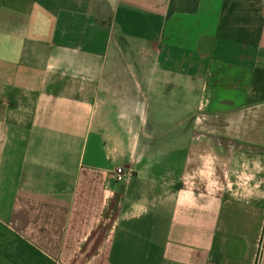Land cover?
Returning <instances> with one entry per match:
<instances>
[{"label":"crops","instance_id":"1","mask_svg":"<svg viewBox=\"0 0 264 264\" xmlns=\"http://www.w3.org/2000/svg\"><path fill=\"white\" fill-rule=\"evenodd\" d=\"M174 1L0 0V264H264V0Z\"/></svg>","mask_w":264,"mask_h":264},{"label":"built area","instance_id":"2","mask_svg":"<svg viewBox=\"0 0 264 264\" xmlns=\"http://www.w3.org/2000/svg\"><path fill=\"white\" fill-rule=\"evenodd\" d=\"M126 175H127V172L122 167L115 168L112 173V177L114 181L117 183L124 182L126 180ZM262 249H263V245L261 246V250Z\"/></svg>","mask_w":264,"mask_h":264},{"label":"trees","instance_id":"3","mask_svg":"<svg viewBox=\"0 0 264 264\" xmlns=\"http://www.w3.org/2000/svg\"><path fill=\"white\" fill-rule=\"evenodd\" d=\"M185 4L190 5V8L186 9L187 12L189 13H193L196 11L197 8V0H185ZM171 13H173V8L169 9L168 14L170 15Z\"/></svg>","mask_w":264,"mask_h":264},{"label":"rangeland","instance_id":"4","mask_svg":"<svg viewBox=\"0 0 264 264\" xmlns=\"http://www.w3.org/2000/svg\"><path fill=\"white\" fill-rule=\"evenodd\" d=\"M185 0H175L174 1V7L177 9H188L190 8V5L185 4Z\"/></svg>","mask_w":264,"mask_h":264}]
</instances>
